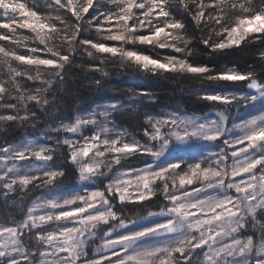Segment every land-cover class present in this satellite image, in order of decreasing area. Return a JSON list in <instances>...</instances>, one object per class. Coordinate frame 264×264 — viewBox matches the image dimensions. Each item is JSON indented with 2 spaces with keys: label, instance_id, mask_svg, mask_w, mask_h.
<instances>
[{
  "label": "snow or ice",
  "instance_id": "snow-or-ice-1",
  "mask_svg": "<svg viewBox=\"0 0 264 264\" xmlns=\"http://www.w3.org/2000/svg\"><path fill=\"white\" fill-rule=\"evenodd\" d=\"M0 207V264H264V0H0Z\"/></svg>",
  "mask_w": 264,
  "mask_h": 264
},
{
  "label": "trees",
  "instance_id": "trees-1",
  "mask_svg": "<svg viewBox=\"0 0 264 264\" xmlns=\"http://www.w3.org/2000/svg\"><path fill=\"white\" fill-rule=\"evenodd\" d=\"M39 2L42 4L43 0H39ZM108 69L109 71L113 70L111 63H109ZM85 75L86 73L81 72L79 68H72L70 70V74L67 77V83L65 85L66 90L62 89L57 93V95L61 97L59 103L63 112H70L71 109L77 105V102L79 103L80 109H87L97 104L105 103L109 99L119 98L126 100L123 91L113 93L111 91L112 87L121 90L133 87L147 88L158 93L159 104L156 106H147V110L149 112H157L160 111L161 108L172 109L177 105V103L187 108L189 112L196 111L197 113H200L201 111H208L201 103H194L189 97L183 95L179 91L178 85L173 84L170 80L153 77L134 69H129L121 75H113L107 82L108 88L102 91H96L94 88H90L88 86V81L84 79ZM99 75V73H96L97 78H99ZM214 87L217 91L221 90L219 86ZM49 111L51 112L52 110L50 109ZM56 115L59 116L60 113H56ZM48 123H52L51 118L48 119ZM133 125L134 121L126 117L123 126L128 127L129 131H134ZM41 127H43V124ZM28 132L31 133L32 130L29 129ZM19 135L20 133L18 132L17 136ZM137 138H139V135ZM0 211H3L2 207H0Z\"/></svg>",
  "mask_w": 264,
  "mask_h": 264
}]
</instances>
